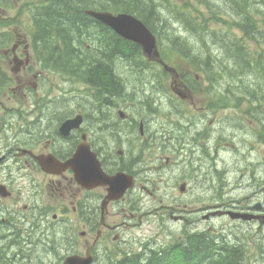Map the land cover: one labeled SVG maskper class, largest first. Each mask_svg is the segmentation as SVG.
I'll return each mask as SVG.
<instances>
[{
  "label": "flooded vegetation",
  "instance_id": "1",
  "mask_svg": "<svg viewBox=\"0 0 264 264\" xmlns=\"http://www.w3.org/2000/svg\"><path fill=\"white\" fill-rule=\"evenodd\" d=\"M0 11L3 12L0 13V264H20L28 254L23 245L31 252L33 241L41 242L43 252H47L45 254L58 257L63 262L66 258L89 253L95 264H123L122 261L127 259L134 262H128L130 264H178L174 262L176 257L178 260L189 249V244H183L180 226L182 214H186L184 209L193 219L191 229L198 221L195 214L200 210L189 211L187 206H183L182 199L187 194L191 195V190L182 194V186L186 189L185 183L179 188V195L175 194L176 178L172 182L169 177L166 184L171 188H164L169 191L165 193L168 203L164 204V200L158 198L160 204L155 207L154 215L159 216L157 227L161 230L168 220L179 221L173 233L176 244L168 248L170 256L166 257V252L161 251L156 243L150 239L143 242L139 238L151 233L147 228L151 220L145 219L151 205L147 204L145 197H156L162 191L154 179L156 174L148 168L154 152H148L147 148L152 144V129L159 127L161 131L156 129L155 132L175 140H169L160 150L168 154V165L173 162L178 166L176 171L181 176V183H184L182 179L188 182L198 170H203L196 168L197 163H203L191 164L192 168L182 177V161L186 159L183 156L190 153L203 160L197 140L199 135L201 141L210 143L212 134L205 128L208 119L201 118V123L195 124L182 118L181 114L184 117L187 114L179 111V126L165 124L164 121L151 126L150 119L146 120L139 113L147 110L134 113L133 104L123 97L129 93H117L118 75L113 66L111 89L102 91L99 86L101 92L110 94V98L99 102L89 114L82 113L81 109L71 112L64 107V102H59L62 103L60 109L53 108L49 104L50 98L46 105L41 101L43 93L39 90L44 88L45 72L61 73L55 70L58 64L45 51L46 47L36 42L34 34L23 28L19 12L6 14L3 7ZM79 71L63 74L65 77L80 74L79 81H82V69ZM105 78L109 77L106 75ZM173 89L183 100L187 94H195L182 79L176 82L175 87L173 85ZM149 96L148 92L139 95L143 99ZM206 98L203 104L209 113L214 109V102L208 96ZM57 99L60 97H51L52 101ZM123 103L127 106L121 114L122 110L115 107ZM105 107L107 109L104 110ZM77 116H80L78 127L64 128L67 120ZM79 150L86 164L94 162L95 167L99 165L107 177L127 175L134 180L133 187L120 199H109L108 184L78 178L74 166L64 165L72 161ZM214 166V158L205 159L203 167ZM168 171L170 174L171 170ZM191 232L196 233L197 230ZM136 244L140 245L141 252L133 254ZM228 248L231 245L228 244ZM155 253L160 255L158 263L153 257ZM12 260L15 262L11 263ZM136 260L139 263H135Z\"/></svg>",
  "mask_w": 264,
  "mask_h": 264
},
{
  "label": "rangeland",
  "instance_id": "2",
  "mask_svg": "<svg viewBox=\"0 0 264 264\" xmlns=\"http://www.w3.org/2000/svg\"><path fill=\"white\" fill-rule=\"evenodd\" d=\"M25 1L29 3H37L40 0ZM170 1L174 4L175 8H183L186 6V9H189L190 6L187 4H191L196 10L201 8V11L205 12L206 15L208 14L205 9L206 7H202L192 0ZM219 2L220 4H216L217 8L215 7L212 9L216 14V17H218V20H213L210 25L218 31L216 44H222L224 51L226 52L223 59L220 61L228 65L227 62L230 61L232 56L229 54L230 51H227L228 47L225 43L228 42L235 44L236 39H242L243 36L242 30L236 29L237 27L231 24V22H234L237 18L236 16L235 20L232 18L234 14L233 9L237 13L246 11L244 9L246 4L240 9L231 5L223 6V0ZM251 3H254L258 8H261V6L254 1ZM247 4L249 5V3ZM191 11H193L192 8ZM222 11L228 12L222 13ZM26 15L27 13L22 11V17L24 20ZM255 20L259 25V34H261L264 31V17L255 14ZM33 22V16H30V23L33 24ZM228 25L233 29L234 37H230L227 33L226 26ZM178 28L180 29L182 27H176V30H178ZM162 33L164 35L163 42L166 43L167 39L165 38V35L168 36L169 32L165 30ZM189 36H191V34H189ZM258 36L260 40H263L264 42V33ZM192 40V44H195L196 39L193 38ZM194 46L196 49L200 48V45L197 43ZM248 46L252 51H256V59H260V62L264 64V44L256 47L254 42H249ZM95 48L99 49L97 46H95ZM123 48L128 52L126 45H123ZM166 56V66L168 69L174 71L179 79L182 77L190 78V73L192 76L196 75L199 79L196 80L197 84L193 83L197 91L190 86L191 92L195 94L188 95L186 91V100H183L178 97L177 93L173 90V92L171 91L173 79L175 78L171 74H168L169 72L164 75L165 77H163V79L167 82L170 88L168 92H172L170 96L175 99L174 104L173 101H169L172 111L170 109L166 110V113H170L168 117H166L167 114H164L162 111L156 114L150 113L148 105H142L136 100L135 95H137L139 90L135 87H143V84L139 79L133 78L129 81L126 80L121 88L130 92V96L133 99H130V102L133 104L134 113H137L135 111L140 110V106H144V110L148 111H140L139 113L143 115L146 120L150 119L149 122L151 126H155V124L160 121L159 115H164L167 118V120H164V122H166L165 124L169 123L174 124V126H179L180 123L177 122L176 118V114H180L179 111L187 114L186 117L181 114L180 116L182 118L190 119L195 124H200L201 118H207L209 123L207 122L205 128H208V131L212 136L217 137L218 140L217 142L215 140L214 142L210 141L209 143L205 140L201 141V138L198 135L197 145L201 148L203 160H199V157H193L194 154L190 153L183 156L186 159L182 161V177H184L187 171L192 168V165H195L197 162L204 164L205 159H210L211 157L214 158L215 166L213 168H208L203 167V164L201 165L197 163L196 168L203 170H198L199 172L194 174V177L189 180L191 184L189 181V184H187L184 179H182V182L184 183H181V176L179 175V172L176 171L178 166L174 165L173 162L172 165H168L166 156L168 154L163 153L162 150H160L161 146L166 145L169 140L173 139H169L161 132H155L156 129L161 131L159 130V127L152 129V132H154L152 133V144L148 146L147 149L149 150L148 152H154V154L152 155V159H149L151 163H149L148 168L150 172L156 174L154 179L160 184L159 187L162 191L156 195V197H145L147 204L151 205V209L145 215V219L151 220V222L147 224V228L151 230V233H145L139 238L144 240L143 242H145L146 239H150L152 243L157 244L161 251L166 253L168 252V248L175 246L176 243L173 239L175 236L173 234L175 230L174 227H172L173 231L170 229L171 226L169 227V225H172L175 222L168 220L170 222L169 225L161 230L157 227L159 216L156 215L155 217L154 213L156 211L155 207H158L160 204L158 198H162L164 204L168 203L165 193L169 191L164 188L168 186L166 182L169 180V177L172 178V182L174 181V178H176L177 183L175 187L176 192H174L175 194L179 195V188L185 183L187 184L185 192H190L191 190V195L186 193L187 195L182 199L183 206L185 208L188 207L189 211L198 209L200 212H203L201 213L202 218L199 217L201 221L198 223V229H201L200 231L204 232L211 230L213 232H219L220 229H225L227 225V232L230 233L228 237L230 243L235 244L236 240H239L240 242L242 241L247 256V264H264V225L260 226V222L255 224L245 223L243 225H237L230 224L229 221L231 220L229 218L224 219L221 217H215L211 221L204 220L205 217L210 216L215 212L208 209L213 207L212 210H214L222 204L228 206L230 210H232L231 207H234L233 209L245 208V210H248L249 208H254L259 203L264 206V93L262 92L264 91V74L261 75L260 71V75L256 74L251 77L246 76L244 83L239 84L238 82L233 81L237 76L235 75L237 72L230 75L226 71L218 73L220 68L217 70V67H214L213 71H207L208 73L204 69H194L193 71L183 56L176 57L175 54L170 52H167ZM109 63H112V61ZM119 67L122 68V71L131 73L125 64L121 63ZM115 73L119 74L120 72L118 73L115 71ZM45 74V83L42 85L44 88L42 91L39 90V93H43L40 97L41 101H44L46 105L47 100L50 98L49 104H51L53 108L60 109L62 103L59 102H64V107H68L71 112L81 109L82 113L85 112L89 114L92 108H97L99 102H103L106 97L110 98L109 93L105 94L106 92L95 90L91 86L85 84L83 82L84 79H86L85 75L82 77V81H79L81 75L65 77L63 73L59 74L52 71L45 72ZM159 79L161 80V77H159ZM103 82L104 88L110 90L111 88L108 85L109 78H105ZM248 84H250V86H248ZM253 84H256V88L251 87ZM224 90H226L225 95L229 97V100L225 103L226 107L221 105L216 112L210 111L211 113H208V111L204 109L203 102L207 99V95L210 96L209 91H212L213 94H215L216 92ZM218 96L219 95H216V97ZM51 97H60V99L52 101ZM124 98H126V96ZM236 98L241 99L240 103H237L235 100ZM80 99H82V105H80ZM197 100L200 101L197 102ZM107 103L104 105H107ZM151 104L153 103L151 102ZM126 106V103L117 104L115 108H117L118 111H123ZM105 109H107V107H105L104 110ZM92 114L94 113L92 112ZM96 118H98V115H96ZM204 121L205 120L202 121V124ZM184 125L187 124H183V126ZM194 130L196 131L198 128H194ZM170 145L171 144L164 149H167ZM202 146L205 147V149ZM203 149L205 150L204 152ZM154 165L155 167H153ZM168 170H171L170 174H168ZM163 178L164 181H161ZM152 182L153 181H151V183ZM210 186L213 190H210ZM169 188H171L170 185L168 186V189ZM171 204L174 205L173 201H171ZM259 215H264V213H259ZM135 243H137V241H135ZM23 247L25 251H28L26 256V263L28 262V264H63L62 259L53 257L50 254H45L47 252H43V246L39 241H33L31 244V252H29L31 249L26 245H23ZM154 250H156V248H154ZM140 252V245L136 244L134 246L133 254ZM57 256L59 255L57 254ZM26 263L25 261L20 262V264Z\"/></svg>",
  "mask_w": 264,
  "mask_h": 264
},
{
  "label": "trees",
  "instance_id": "3",
  "mask_svg": "<svg viewBox=\"0 0 264 264\" xmlns=\"http://www.w3.org/2000/svg\"><path fill=\"white\" fill-rule=\"evenodd\" d=\"M192 1L202 7H206L205 9L208 14L206 15L205 12L201 11V8L196 10L191 4H187L190 6L189 9H186V6L183 8H175L170 0H44L42 5L33 10V19L34 24H36V29L39 32L40 41L43 45L49 46V52L55 63L58 64L56 68L65 73L69 71L74 72L75 69L78 71L82 69L86 71L84 75L88 79L87 81L96 85L99 84L101 80L103 81L106 75L109 77V80L112 79L111 66L101 65V63L98 62V58L91 53L92 51H87V54L80 55V52L75 49L77 45H79L82 46V51L88 50L86 39L94 29H98L99 31L103 30L102 34L99 36L104 39V47L107 48V52H105V54L102 53L101 57L105 56L101 58V60H105V62L112 61L114 63L120 55H124L122 51L126 50L123 48V45H126L129 51L127 54H131L132 56L125 55V58H133L132 60L136 62L144 58L141 48L138 45L128 44L124 40H121L105 26L98 24L93 18L89 17L87 11L96 10L108 11L115 14H132L142 20L146 26L158 36L163 34L162 32L165 30L172 31V28H175L176 25L191 31L208 29L210 21L218 18L212 9L215 7L217 8L216 4H220L219 1L221 0ZM261 1L264 3V0ZM247 3L250 5L251 1L223 0V6L233 5L238 8H241V6L245 4V6H249ZM191 8L193 11H191ZM224 12L227 13L228 11H222V13ZM245 12L248 14L253 13L249 6L246 11L241 13L242 17L239 15L241 24L236 23V25L238 28L244 29L245 24H242V22L244 23L245 20L247 23L246 28L250 30L256 27L255 22L249 15H246ZM256 12L264 17V8H262V11L256 10ZM235 15L238 16V14ZM114 37L116 39H114ZM165 38L169 40V48L172 52L174 54H183L188 57L191 62L190 64L194 67L202 68L209 66L208 60H203L201 62V56L194 51V47L190 46L188 42L182 41L178 35H165ZM182 46H187L188 48H186V50L188 52H186ZM234 49L236 52L233 51ZM248 49L249 47L241 46L232 48V50L227 48V51H230V56H232L230 61H228L229 65L227 66L222 63L220 66V69L222 71H227L229 75L237 72L235 74L237 76L233 81L239 84L244 83V81H241L242 79H239L242 76L251 77L256 74L260 75V71L261 75L264 74V64L258 61H255L257 63L255 64L253 57H245V54L249 56V52L246 53ZM164 52L166 54L170 52V50L168 51L167 49L164 50ZM114 54H116V56L112 57ZM54 55H56V58ZM110 55L112 58H109ZM74 63H77V65ZM248 86H250V84H248ZM255 86L256 84H253L251 87ZM262 92L264 93V91ZM190 239L189 249L185 250L184 254H181L178 260L176 257L174 262L178 264L181 263L180 261L186 264L194 262L202 264L203 259L204 264H246L245 251L242 246L235 245L228 248V246H225L224 242L221 241L223 239L220 233L212 234L205 232L191 236ZM217 249L220 250L217 257L211 256L216 253ZM192 257H196V259H194L195 261ZM199 258L200 261H198ZM9 263L10 262H6V264ZM125 263L126 262L123 264ZM135 263H139V260H136ZM126 264L130 263L127 262Z\"/></svg>",
  "mask_w": 264,
  "mask_h": 264
},
{
  "label": "water",
  "instance_id": "4",
  "mask_svg": "<svg viewBox=\"0 0 264 264\" xmlns=\"http://www.w3.org/2000/svg\"><path fill=\"white\" fill-rule=\"evenodd\" d=\"M91 16H93L96 20L108 25L113 30H115L119 35L123 36L124 38L140 45L143 48L144 53L151 57V56H158V52L156 51V37L152 34V32L146 27L144 23H142L137 18L133 17L129 14H120V15H113L110 13H102V12H91ZM80 118H77L74 121H69L65 126H72L76 127L79 126ZM86 150L88 147L86 146ZM84 152V151H83ZM82 162V177H85L87 181H90L92 171L90 168H93L94 174V181H98L101 179V183H106L107 178L102 173V171L98 167L99 174L97 175L95 164L92 163H84V161L80 157V153L74 159V163H76V171L79 174V167L81 169ZM122 177V176H121ZM124 180V177H123ZM111 186L110 192L112 197L118 198L123 195L124 191L126 190L127 184L123 182L120 178H116L109 181ZM232 218H242V219H252L255 218L251 215H243V214H232ZM91 260H87L85 258L78 259V258H70L66 261V264H89Z\"/></svg>",
  "mask_w": 264,
  "mask_h": 264
},
{
  "label": "bare ground",
  "instance_id": "5",
  "mask_svg": "<svg viewBox=\"0 0 264 264\" xmlns=\"http://www.w3.org/2000/svg\"><path fill=\"white\" fill-rule=\"evenodd\" d=\"M33 24H34V22H33ZM114 56H116V54H114L112 57H114ZM112 57H111V55L109 56V58H112ZM109 62H110V61H109ZM109 62H108V63H109ZM12 262H15V260H12L11 263H12Z\"/></svg>",
  "mask_w": 264,
  "mask_h": 264
}]
</instances>
